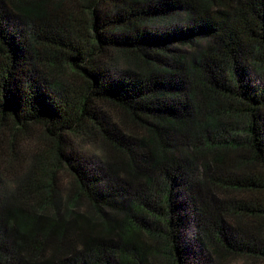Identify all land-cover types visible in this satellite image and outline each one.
Returning <instances> with one entry per match:
<instances>
[{
  "label": "trees",
  "instance_id": "trees-1",
  "mask_svg": "<svg viewBox=\"0 0 264 264\" xmlns=\"http://www.w3.org/2000/svg\"><path fill=\"white\" fill-rule=\"evenodd\" d=\"M0 141V264H264V0H0Z\"/></svg>",
  "mask_w": 264,
  "mask_h": 264
},
{
  "label": "rangeland",
  "instance_id": "rangeland-1",
  "mask_svg": "<svg viewBox=\"0 0 264 264\" xmlns=\"http://www.w3.org/2000/svg\"><path fill=\"white\" fill-rule=\"evenodd\" d=\"M182 22H184L183 18L181 17H177L175 19H173L172 21L169 22V26H176L177 24H182ZM76 82H80V79H77ZM1 143V141H0ZM77 146H80L81 150L83 151V153L86 154V156L88 157L89 160L93 159L96 160V155L94 153V149L91 145L86 144V143H81V142H76ZM22 145V143H20ZM22 152H20L18 159L15 161L14 166H12V168L8 167V170H14L17 165H19L20 160H21V154ZM10 163H13V161H11ZM233 196L236 197L237 200L241 201V200H248V198L250 197V193L245 194L243 192H232ZM264 195H260L261 199L263 198ZM240 219H242V223H244V225H250L252 224V220L249 219L246 216H241ZM263 225H264V221H263ZM243 228L245 226H242ZM198 234L196 233V230L194 227H190L186 234H185V240L187 242V244L189 245L190 248L194 249V252L197 251V256H192L191 255V261L192 264H217V262L213 261V260H209L207 258V252L202 250L201 247L199 246L198 242ZM200 258V259H199ZM236 260V258H235ZM234 261V260H233ZM233 264H243L242 260L239 258V261H235V263L233 262Z\"/></svg>",
  "mask_w": 264,
  "mask_h": 264
}]
</instances>
